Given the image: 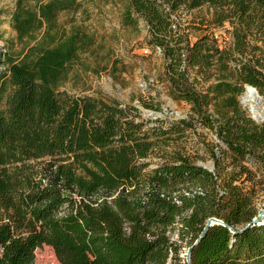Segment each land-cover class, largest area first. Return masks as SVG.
Instances as JSON below:
<instances>
[{"label":"trees","instance_id":"16d2710c","mask_svg":"<svg viewBox=\"0 0 264 264\" xmlns=\"http://www.w3.org/2000/svg\"><path fill=\"white\" fill-rule=\"evenodd\" d=\"M126 1L123 25L144 23L188 119L151 126L134 106L59 91L95 48L85 25L59 22L83 0H16L21 50L0 51V264H34L43 245L60 264H187L181 243L212 217L233 232L211 226L191 264H264V224L243 229L264 189V124L237 99L245 84L264 98V0ZM203 8L191 43L176 14ZM226 25L228 43L208 33ZM196 124L217 139L212 172L176 145Z\"/></svg>","mask_w":264,"mask_h":264},{"label":"rangeland","instance_id":"374dc122","mask_svg":"<svg viewBox=\"0 0 264 264\" xmlns=\"http://www.w3.org/2000/svg\"><path fill=\"white\" fill-rule=\"evenodd\" d=\"M15 1L0 0V51L3 52H10L11 49L18 52L22 46L11 28ZM37 1L30 0L32 4ZM126 8V0H83L82 7L77 12L59 16V22L66 28L70 26L71 21L85 25L94 35L96 42L93 54H85L82 62L72 67L67 80L59 86V91H65L72 96L102 98L114 100L123 106H134L138 108L140 117L150 122L151 126L159 124L157 120L168 124L188 119L189 105L170 97L169 86L164 77L163 54L160 49L151 48L146 44L147 31L144 23L139 21L137 30L123 25L122 15ZM207 17L205 8L180 10L176 14L179 23L187 27L186 32L191 43L204 33L205 25H202V19ZM227 30L226 25L223 29L209 28L208 33L220 42L223 38L230 37ZM213 80L214 77L210 82ZM144 102L157 109H145L142 106ZM242 108L250 116L248 110ZM150 112L160 116L151 115ZM215 143L217 139L214 133L196 124L194 129L186 131L184 136L180 137L176 145L183 153L194 156L196 160L198 156H202L203 163H212L208 149ZM147 162L150 163V168H154L159 159L153 155ZM255 205L257 212L264 208V189L258 194ZM181 245L180 257L185 260L188 243L183 242ZM34 264L60 263L53 249L43 245L35 250Z\"/></svg>","mask_w":264,"mask_h":264},{"label":"water","instance_id":"95a60500","mask_svg":"<svg viewBox=\"0 0 264 264\" xmlns=\"http://www.w3.org/2000/svg\"><path fill=\"white\" fill-rule=\"evenodd\" d=\"M243 90H244V91H243V93L241 94V96H240V98H239V103H240V105H241L242 107L246 108V109L248 110V112H251L252 107H251L250 105L246 104L247 101H246V96H245V95H246V91H250V92H254V93L257 95V97H258V99H259L260 102H263V109H264V98H263V96H261V95L259 94V92L257 91L256 88H254L253 86H250V85H248V84H245V85L243 86ZM150 114H151V115L160 116V114H158V113H154V112H150ZM249 114H250V113H249ZM250 117H251L252 120H254L256 123H258V124H259V123H263V124H264V114L261 116L260 119H256L253 115H250ZM197 165H198V166H201L202 168H204V169H206V170H208V171H210V172H212L213 169H214V166H213L212 163L198 162ZM263 217H264V212H260V213L256 216V218H254V219L252 220V222L249 223V224H247L243 229H246V228H248L249 226H251V225H253V224H264V222H263V220H262ZM215 224L223 225V226L229 228V229L233 232V229H232L231 227H229V226H226L225 223H224L222 220L217 219V218H213V217H212V218H209V219L207 220V222H206V224H205V226H204L202 232L200 233L199 237L193 242V244H192L191 246H189V247L187 248V251H186V253H185V261H186L187 264H191V254H192V250H193V248H194V247L199 243V241L204 237V235H205V233L207 232V230H208L211 226H213V225H215Z\"/></svg>","mask_w":264,"mask_h":264},{"label":"bare ground","instance_id":"6f19581e","mask_svg":"<svg viewBox=\"0 0 264 264\" xmlns=\"http://www.w3.org/2000/svg\"><path fill=\"white\" fill-rule=\"evenodd\" d=\"M246 101L248 105L252 107L250 115H253L256 119H260L264 114L263 102H260L257 95L254 92L246 91ZM264 222V217L262 218Z\"/></svg>","mask_w":264,"mask_h":264},{"label":"built area","instance_id":"2783aa9c","mask_svg":"<svg viewBox=\"0 0 264 264\" xmlns=\"http://www.w3.org/2000/svg\"><path fill=\"white\" fill-rule=\"evenodd\" d=\"M222 41H223V43H227V42H229V38H228V37L223 38ZM260 212H264V208H261L260 211L257 212V215H258ZM257 215H256V216H257ZM256 216H255L254 218H256Z\"/></svg>","mask_w":264,"mask_h":264}]
</instances>
